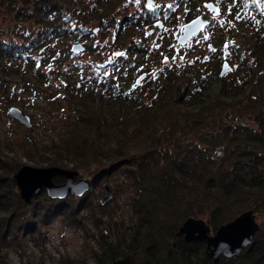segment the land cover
Here are the masks:
<instances>
[{"label": "trees", "instance_id": "obj_1", "mask_svg": "<svg viewBox=\"0 0 264 264\" xmlns=\"http://www.w3.org/2000/svg\"><path fill=\"white\" fill-rule=\"evenodd\" d=\"M184 2L187 10L197 7L196 0ZM129 4L130 0H0L5 12L0 14V82L16 74L20 80L14 82L15 89L34 92L38 82L48 80L49 69H56L64 77L58 108L64 111L77 99L75 105L83 110L88 99H101L85 115L75 110L62 141L68 166L78 176L97 180L99 173L113 171L114 178L127 181L130 221L125 224L123 217L110 216L108 237H102L95 264H264V2L245 17L250 38L242 41V35L239 40L242 30L229 32L232 57L229 49L222 50L235 62L232 70L242 74L239 81L233 76L219 97L198 100L196 111L160 108L182 77L176 69L164 71L162 82H149L140 93L124 78H133L134 66L142 64L137 61L139 51L144 57L156 48L155 40L146 42L145 25L153 22L147 14L128 13ZM235 20L241 22L240 16ZM99 26L114 30L113 37L108 33L109 38H98L93 32ZM89 39L92 42L82 51L88 57L73 62L76 54L70 44ZM123 43L128 45L113 55V45L119 49ZM183 72L186 91L172 95L171 105L199 98L210 70L190 60ZM248 82L252 87L239 99H222ZM66 98L70 103H64ZM57 161L50 162L56 166ZM60 181L56 177L55 182ZM6 183V189L0 186V211L9 213L0 222V264H7L2 253L10 244L7 240L18 236L14 228L31 227L25 220L29 206L18 198L13 181ZM14 198L18 206L11 211L8 200ZM250 209L261 218L259 230L236 257L220 256L214 263L204 243H187L176 236L188 217L205 220L214 231Z\"/></svg>", "mask_w": 264, "mask_h": 264}, {"label": "rangeland", "instance_id": "obj_2", "mask_svg": "<svg viewBox=\"0 0 264 264\" xmlns=\"http://www.w3.org/2000/svg\"><path fill=\"white\" fill-rule=\"evenodd\" d=\"M145 1L139 0L137 2V0H130L128 10V13L135 10L134 13L136 15H139V13L147 14L148 21L154 22L145 25V31L148 34L146 42L152 43L155 40L156 48L144 54V57H141V51L138 50L140 55L137 61L142 64L139 63L140 65L134 66L132 71L133 78L129 79L130 74L124 76L129 82L132 81L131 87L137 93L145 90L149 82H162L164 71L176 69L182 77L175 84V90H172V95L183 94L186 91L182 87L185 81L183 70L190 60H193V63L196 65L205 63V69L210 70L209 77L203 81L205 89L201 92L202 95L193 100L191 104L183 103V105L179 104L178 106L171 105V95L168 100L161 103V106L159 105L160 108L174 106L180 110L192 109V111H196L198 104H200L197 102L198 100L207 101L209 98L215 99L219 97V91L222 86L233 76L239 81V77L242 74L240 76V72L236 70H232L231 72L229 70L228 73L219 75L223 61H228L232 66L235 63L232 59H226L222 50L229 49L231 43L228 42L231 37L229 32L235 33L238 30H242L245 33L240 34L239 40L243 36H245V39L242 41H247V38H250L245 24V17L249 16L248 10H254L253 8L261 5L264 0H212L220 7L219 13L215 15L214 25L206 26L204 30H201L184 44L177 43L173 31L177 28V25L188 21L199 11H203L202 1L205 0H196L197 7H193L191 10H187L185 0H154L153 5L149 7L145 5ZM248 4H250V7L247 6ZM170 5H174L175 9L171 10ZM233 5L234 8L232 7ZM169 10H171L169 14L165 15L164 13ZM231 10L233 11L230 12ZM228 13L232 14V16L227 15ZM0 14H5V12L0 9ZM207 15L211 16L212 14L211 12H207ZM239 16L241 22L235 20ZM257 17L254 16V19ZM242 18H244V21H242ZM157 20L161 21L162 27L155 25ZM148 28H153L152 33L147 31ZM228 29L231 30L227 31ZM93 33L98 38H109L108 33H111L112 38L114 30L100 29L99 26ZM106 41L104 42L105 44ZM124 41L121 40V42ZM91 42L92 40L89 39L84 41L83 44L86 47ZM208 43H211L215 49H208ZM127 45L128 43H123L119 49L117 44L113 45V55L119 52L120 49H124ZM241 46L243 48L244 45L242 44ZM75 54L72 59L73 62H78L88 57L85 52H77ZM229 56L232 57L230 49ZM131 58V61L136 60H133V57ZM235 67L233 66V68ZM49 70L51 73L47 75L48 80L45 83L41 82V84L37 81L39 84L38 89L34 92L16 90L14 82L20 80L16 74L5 76L4 80L0 82V165H3L5 168V170H1L0 168V186L3 189H6L5 187L8 186L6 183L8 179H11L15 184L12 175L23 165L49 167L54 166L50 161L57 159L58 163L55 164L56 166L71 170L68 166L71 164L68 162V159H65L66 157L62 151L64 149L62 143L66 141V136H63L66 135V129L70 125L69 118L75 115L73 113L77 109L85 115L86 112L92 110L91 108L96 109V106L101 103V99L99 100L98 98L92 101L88 99L85 104L83 102L88 108L84 106L83 110H81L80 107L75 105L77 99H72L74 103L69 104L67 106L68 109L63 111V109L58 108L57 105L59 103L57 101L63 99L62 85L64 77L63 75H59L56 69ZM141 72H146V77L137 85L135 84V78ZM240 82H242V79ZM251 82L243 83L242 87L238 90L235 89L231 95L222 97V99H239L248 93L252 87ZM161 98H163L162 94ZM66 99L67 101H64V103H70L69 99ZM10 106L19 107L25 112L30 117V125L26 126L17 119L7 115L6 111ZM159 111H166V109ZM78 175L76 171L74 180L85 178V174L83 176ZM96 176H100V178L96 180V178L90 177L89 182L91 185L81 196L67 194L62 199L50 198L46 194L44 187H42L39 192L32 195L29 203H25L20 198L15 184L18 198L25 203V207L26 205L27 207L29 206L26 212L28 215L25 220L28 219V224L31 227L14 228V233H17L18 236L14 239L9 237L10 240L8 239L7 241H10L8 242L10 244L2 252L6 263L95 264V256L100 250L99 244H101L104 238L108 237L107 231L109 221L111 220L110 216L113 218V214H115L119 218L123 217L125 224L130 221L129 198L127 197L128 189L126 188L127 181L124 184L119 177L114 178L113 171L109 175H100L99 173ZM56 177L61 178L60 182L64 179V176L57 175L53 177L54 182ZM117 184L119 186H116L117 189L113 190V187ZM105 185L109 188L108 199H105ZM14 199L8 200V203L11 204V211L17 210L18 205L16 204V198ZM98 204L100 207L97 206ZM82 205H88V207L82 208ZM72 207L74 210L71 211ZM78 209L80 210L78 211ZM101 209H105L106 213L100 214L99 210ZM67 211L71 212L66 213ZM244 211L247 210H242L240 213ZM73 213L75 216H73ZM253 213L255 214L256 221L259 223L261 220L259 214L254 211ZM6 216H9L8 212L0 211V222H5ZM214 231L211 230L210 233L213 234ZM103 235L104 238H102Z\"/></svg>", "mask_w": 264, "mask_h": 264}, {"label": "water", "instance_id": "obj_3", "mask_svg": "<svg viewBox=\"0 0 264 264\" xmlns=\"http://www.w3.org/2000/svg\"><path fill=\"white\" fill-rule=\"evenodd\" d=\"M154 0H146V6H152ZM204 6L212 12L213 15L219 13V6L213 1H205ZM209 20L198 14L183 24L179 25L174 31L173 35L179 44H184L190 40L200 30H203L208 24ZM155 25L162 27L160 20L155 22ZM97 28H94L96 31ZM153 29H149L151 33ZM208 47L213 49V45L208 43ZM71 51L77 53L85 50V45L81 42H74L70 46ZM236 66V64H233ZM227 61L221 64L219 75L227 73L233 68ZM146 72L140 73L135 78V83L140 84L145 78ZM7 115L17 119L26 126L30 125V117L23 112L19 107L10 106ZM219 154V153H218ZM64 176L60 183L53 180L54 176ZM76 171L67 170L59 166L49 167H33L29 165L21 166L13 175L12 178L18 188L20 198L29 203L32 195L41 190L42 187L46 190L50 198H64L67 194L81 196L86 192L91 183L88 178H79L74 180ZM106 191L105 199L109 198V188L104 186ZM259 230V223L255 219L253 210L244 211L233 219L219 225L211 234L210 226L201 218H186L179 226L176 236H182L187 243L203 242L205 243L206 255L216 263L220 256L236 257L241 251L248 246Z\"/></svg>", "mask_w": 264, "mask_h": 264}, {"label": "flooded vegetation", "instance_id": "obj_4", "mask_svg": "<svg viewBox=\"0 0 264 264\" xmlns=\"http://www.w3.org/2000/svg\"><path fill=\"white\" fill-rule=\"evenodd\" d=\"M205 1H207V0H205ZM205 1H202V6H203L204 10H203V11H199V12H198L197 14H195V15L201 14L203 17H205V18H207V19L209 20L208 25H214V19L216 18V16H213V15L208 16V15H207V12H209V11H208V10L204 7V5H203ZM214 1H216V0H214ZM214 1H213V2H214ZM206 10H207V11H206ZM208 25H207V26H208ZM205 28H206V27H205ZM205 28H204V29H205ZM204 29H203V30H204ZM197 34H198V33H197ZM197 34H196V35H197ZM196 35H195V36H196Z\"/></svg>", "mask_w": 264, "mask_h": 264}, {"label": "bare ground", "instance_id": "obj_5", "mask_svg": "<svg viewBox=\"0 0 264 264\" xmlns=\"http://www.w3.org/2000/svg\"><path fill=\"white\" fill-rule=\"evenodd\" d=\"M208 47V46H207ZM214 47V46H213ZM208 49H210L209 47H208ZM47 194V193H46Z\"/></svg>", "mask_w": 264, "mask_h": 264}, {"label": "snow or ice", "instance_id": "obj_6", "mask_svg": "<svg viewBox=\"0 0 264 264\" xmlns=\"http://www.w3.org/2000/svg\"><path fill=\"white\" fill-rule=\"evenodd\" d=\"M137 2H139V0H137ZM170 7H171V5H170Z\"/></svg>", "mask_w": 264, "mask_h": 264}]
</instances>
